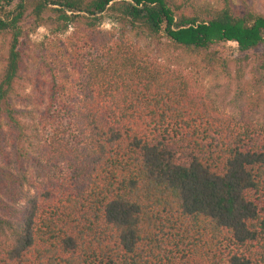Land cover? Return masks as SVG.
I'll return each mask as SVG.
<instances>
[{
  "label": "trees",
  "instance_id": "trees-1",
  "mask_svg": "<svg viewBox=\"0 0 264 264\" xmlns=\"http://www.w3.org/2000/svg\"><path fill=\"white\" fill-rule=\"evenodd\" d=\"M261 5L0 0V264H264ZM227 43L232 113L150 47Z\"/></svg>",
  "mask_w": 264,
  "mask_h": 264
},
{
  "label": "rangeland",
  "instance_id": "rangeland-1",
  "mask_svg": "<svg viewBox=\"0 0 264 264\" xmlns=\"http://www.w3.org/2000/svg\"><path fill=\"white\" fill-rule=\"evenodd\" d=\"M210 3H216V0H205ZM233 8L237 12H243L244 10L251 8L256 11H262L261 0H231ZM45 32V29L40 28L35 38H40ZM153 50V54H157L160 58L172 67L181 68L185 74L193 77L196 86L200 89L201 93L207 98V100L216 106L219 110L232 113L234 112V107L232 104L233 95L235 89L237 88L236 82V63L232 59L242 57V54L238 51L234 43H227L225 48H228L227 55L231 60L228 62L229 74H224L220 68H212L205 61L194 62L188 61L187 59L181 58L177 53L171 52L169 50L159 49L157 45L150 46ZM150 48V49H151ZM251 66L248 65L245 68L244 81H254V75L250 73ZM252 70V69H251ZM253 71V70H252ZM32 88L29 86L26 91H31ZM44 106L40 105V110L36 112L35 121L38 123V130L43 138L53 131V126L47 123L49 117L44 114ZM64 118V117H60ZM29 121V118H28ZM31 121V119H30ZM56 123V122H54ZM63 123L65 121L63 120ZM45 124V126H44Z\"/></svg>",
  "mask_w": 264,
  "mask_h": 264
}]
</instances>
